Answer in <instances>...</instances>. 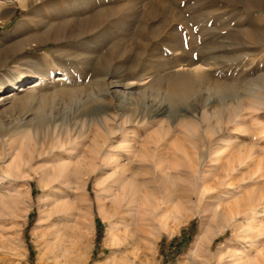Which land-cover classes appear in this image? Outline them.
I'll return each instance as SVG.
<instances>
[{"label": "rangeland", "instance_id": "1", "mask_svg": "<svg viewBox=\"0 0 264 264\" xmlns=\"http://www.w3.org/2000/svg\"><path fill=\"white\" fill-rule=\"evenodd\" d=\"M67 2L76 6V10L63 14L68 15L69 20H85L81 27L69 25L58 35L50 36L46 44L28 46L23 55L19 46L14 50L17 51L15 56L9 55L5 50L8 41L2 43L0 82L5 90L0 92V102L9 96L15 84L33 82L42 73L47 77L54 75L52 80H55L67 70L82 86L94 81H100L102 86L121 80L131 83L136 90L131 110L136 113L141 104L147 106L152 118L145 127L150 128L147 132L151 137L144 138V126L133 125L132 131L143 139L137 141L132 156H125L123 163L132 198L136 202L140 200L148 212L140 215L141 218L138 216L137 221V212L129 216L126 203L111 195L116 187H105L101 183L110 174L102 171L100 164L108 157L110 147L104 146V142L112 135L96 132L97 126L92 124L91 136L86 139V156L92 167L82 170V175L89 172L91 176L83 177L72 170L68 183L54 179L45 190L39 186L40 176L35 175V170L49 162L52 164V159L41 155L45 145L32 137L28 150H24V157L29 156L31 163L25 166V170L31 178L13 181L20 186L21 203L17 209L13 194L0 189V238L5 237L2 244L0 242V264H52L46 250V233L56 225L48 226L46 217L43 218L46 216L43 211L50 206H45L41 200L42 196L46 199L53 195L62 196L61 201L69 203L67 211L56 215L62 217L65 212H71L77 219L70 225L81 228L87 235L81 242L76 238L78 228L72 230L73 225L68 228L76 254L85 255L86 252L90 257L87 264L105 263L111 258L116 264H125L134 256L136 264H203L202 259L204 264L219 263L227 246L235 239L230 222L232 212L243 210V207L229 208L237 197L227 199L229 195L224 193L227 186L241 187L243 195L257 190L264 194V105H256V99L244 95L245 89L255 85L258 76L264 75V0ZM47 4V7L43 5L41 14L49 19L52 16L54 21L56 15L50 12ZM16 11L10 21L0 24V38L8 39L17 30L25 11L20 7ZM98 13H101L98 18L89 20ZM41 27L36 24L35 33H40ZM60 34L64 35L62 39ZM44 52L53 56L52 64L47 67L21 64L24 56L39 57ZM199 64L205 69L196 78L192 70ZM176 77L189 78L196 90L172 106L164 99L163 93L154 89L141 94L145 81L164 90L168 78ZM213 82L234 86V90L240 93L238 109L229 101L224 107L215 102L217 98L210 87ZM254 94L264 103V91H254ZM207 101V124L185 126L183 122L187 119L184 118L191 117L190 113L201 109ZM70 103L67 100L49 110L57 118V123L68 112L64 105ZM28 115L4 116L2 121L8 127L18 117ZM92 140L97 141L96 151H92ZM221 151L228 155L221 158L227 169L236 165L239 155L245 163L238 174L223 183L217 177L221 170L211 169V160H215ZM182 153L186 156L182 157ZM257 216L253 222L264 229V213ZM123 217L132 218L129 229L133 249L112 255L109 224H119ZM236 223L246 226L248 221L240 217ZM261 244L264 246V241ZM203 248H210L209 256L199 255Z\"/></svg>", "mask_w": 264, "mask_h": 264}, {"label": "bare ground", "instance_id": "2", "mask_svg": "<svg viewBox=\"0 0 264 264\" xmlns=\"http://www.w3.org/2000/svg\"><path fill=\"white\" fill-rule=\"evenodd\" d=\"M45 4L49 5L51 10L50 12L55 13L56 18L54 21L51 20L52 16L49 19L48 17L41 14V11H44V6H46ZM18 7L22 8L25 13L21 17L17 30L13 36L8 39L0 38V47L2 46V43H6L8 41V47H5L6 49H4L8 50L7 52H9V55H14L15 52H17H14L17 46L20 47L21 54L23 55L28 46L34 47L38 45H44L50 41V36L61 33V29L75 24H78L81 27L80 24L85 22V20H79V18L78 20H73L71 18V20H69L67 17L68 15L63 14L66 11L71 13L74 11V9L76 10V6H70L67 0H0V24H5L10 21L13 15L16 13V8ZM115 10L116 9H114V12ZM100 14L101 13L94 14V16L89 20L91 21L98 18ZM38 23L42 26L39 31H42L40 33H35V25ZM67 30L68 29H66V32ZM62 34H60L61 39L64 37ZM60 36L58 38H60ZM54 37L57 38V36ZM52 62V54L44 52L39 57L24 56L22 58L21 64L31 67L35 66L36 68H44L49 64H52ZM54 68L56 69V67ZM49 69L50 68L48 67V70ZM204 69L205 67L200 66L199 64L197 68L192 70V74L197 78L203 74ZM40 73L42 72L40 71ZM53 76L51 75L47 77L42 73L37 76L36 80L33 82L22 83L20 85L15 84L9 93V96L0 102V189L7 190L8 193L10 192L13 194V197L17 199V202L15 203V207L17 209L21 203V193L19 184L17 181H13L19 178H31V174L25 170V166L31 163H29L28 160L29 156L24 157V150H28V142L32 137L37 139V141L39 140V143L42 142L45 145V147L41 150V155L48 156L52 159V164L49 162L47 165H43L42 167L39 166L38 169L35 170V175L40 176L39 186L43 190L47 189L54 179H60L68 183L69 175L71 174L72 170H75L77 175H82L83 169L89 170L92 167L91 161H88L89 159L86 156L88 152L86 139H89L91 136V125L94 124L97 126L96 132L103 131L108 135H112L107 140V142H104V146L110 147V150L107 159H105L104 162L100 164V169L102 171H109L110 174L106 179L102 180L101 183L105 187H116L114 190H112L111 195L116 197V199L118 198L120 201H124L126 203V209L129 216H131L132 213L135 214V212H137V215H135L137 216V221H139L138 216L141 218L140 215L147 213L148 211L144 209L142 204H140V200L136 202L132 198L126 183V165L123 163V158L127 155L132 156L131 154L136 148L137 141L139 140L141 142L140 139H143L141 136L135 135L134 131H132V126L139 125L140 127H145L148 125V121L152 118V116L147 106L145 107V105L141 104L138 112L136 113L131 110L133 100L132 98L136 94V90H134V86L129 82L124 83L121 80L115 83L110 82V84L102 86L100 81H94L93 83L91 82L86 85L83 84L82 86L79 83H76L73 80L74 78H71L70 73L67 70H64L60 77L55 80H52ZM145 82H143V85L145 84V86L141 87L142 95H145L146 91L149 89H154L160 94L163 93L164 99L170 106L175 104L177 101L186 99L196 90V86L193 84V82L189 78L184 77L168 78L164 90H161L160 87L153 83L146 84ZM210 87L212 91H214V94L217 98L215 102H218L221 106H223L227 101H229L237 109L239 108L240 93L234 90V86L232 84L213 82ZM4 90L5 88L3 82H0V92H3ZM259 90L264 91V75L258 76V81L255 82V85L247 87L245 89L244 95L256 99V105H264L261 97H255L254 91L256 92ZM67 100L71 101L69 105H64V108L67 109L68 112L63 116L61 122L57 123V118L54 116L53 112L49 110L57 106L58 103L60 104L61 102ZM111 101H114L117 104L114 105ZM208 104L209 101L204 103L201 109L195 110L194 113L191 112V117L186 116V118H184L187 119L185 122H183L184 119L182 120L183 124L185 126L188 125V128L194 124H207L208 121L205 119L208 118L209 115L207 114L205 107ZM26 114H29L28 117H32L30 119H28L27 116L24 118L18 117L8 127L2 121L4 116L15 117L16 115ZM145 128L146 133L144 138L151 137L147 132L150 128ZM92 142H94L92 151H96L97 141L95 142V140H92ZM181 156L184 157L186 155L182 153ZM227 156L228 155L221 151V153L215 156V160H211L213 161V168L211 167V169H213L212 171H215V169L216 171L219 169L221 170L220 173H217V177L221 179L222 183L223 180L227 181L232 179L236 174H238L241 166L245 164L239 155L236 165H233L227 169L221 161L222 157ZM212 165L210 164V166ZM91 174L92 173L87 172L83 173L82 176H87V178H89ZM211 174L213 175V173ZM224 193L229 195L227 196L228 200L233 199V197H237L234 198L235 201L229 208L233 210L235 208L238 209L243 207V210L232 212L230 222L233 224L232 228L233 231H235V239L232 244L227 246L225 255L222 256L224 258H222L217 264H264V246L261 244L262 241H264V229L260 228V224L257 225L255 222H253L256 221L258 218L257 215L260 212L261 214L264 213L263 192L260 193L257 190L250 195H243L244 192L241 187H233L231 184L227 186ZM44 197L45 196H42L41 201H43L45 206L50 207H48V210L43 211L46 215L43 216V218L46 217L45 220L48 221V226L54 223L56 225L55 228L46 233V250L51 263L87 264L90 257L86 255V252L84 253L85 255L76 254L68 232V228H72L73 225H70V223H75L77 218H74L71 212H65V215L62 217L56 215L58 212L67 211L69 203L61 201L63 198L62 196L59 198L53 195L46 199H44ZM135 215H133L132 218H134ZM240 217L248 221L246 226L236 223ZM132 218L128 219L123 217L121 220H119V224H109L110 232L108 233V238L112 240V255H117L119 253L133 249L134 244L130 239L132 235L130 232L131 229H129L131 225L129 220L132 222ZM40 220H42V218ZM134 220L136 221V219ZM135 221L134 223H136ZM40 223L38 224L40 225ZM134 223H132V225ZM77 228L78 227L73 225L72 230H77ZM202 230L203 229H201V231ZM201 231L200 233L203 237ZM203 232H205V230ZM86 237L87 235L84 230L78 228V234L76 238L83 242L85 241ZM200 237L198 234L199 239ZM207 240H209V237ZM201 242L202 241H200V247ZM204 242L205 244L207 243L206 241ZM205 244L204 246H206ZM200 251L201 253H199V250L197 251L200 256L207 257L209 256L210 248L205 250L203 248V250ZM201 259L202 258L200 257V260ZM208 259H206V261H208ZM135 260L136 256L132 257V260L127 261L125 264H136ZM202 261L204 264L205 260L202 259ZM96 264L99 263L97 262ZM100 264L116 263L114 258H111L105 263L100 262Z\"/></svg>", "mask_w": 264, "mask_h": 264}, {"label": "trees", "instance_id": "3", "mask_svg": "<svg viewBox=\"0 0 264 264\" xmlns=\"http://www.w3.org/2000/svg\"><path fill=\"white\" fill-rule=\"evenodd\" d=\"M16 13H17V11H16ZM16 13H15V15H16Z\"/></svg>", "mask_w": 264, "mask_h": 264}]
</instances>
